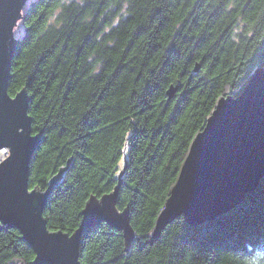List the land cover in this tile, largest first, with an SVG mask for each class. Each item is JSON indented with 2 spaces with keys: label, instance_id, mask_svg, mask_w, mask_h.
Returning a JSON list of instances; mask_svg holds the SVG:
<instances>
[{
  "label": "trees",
  "instance_id": "obj_1",
  "mask_svg": "<svg viewBox=\"0 0 264 264\" xmlns=\"http://www.w3.org/2000/svg\"><path fill=\"white\" fill-rule=\"evenodd\" d=\"M67 2L30 7L9 85L12 96L26 88L42 133L30 188L46 191L69 165L49 196L48 228L74 233L88 199L119 187L136 237L126 245L123 231L97 224L83 234L82 264H264V176L212 224L180 216L152 241L194 138L220 98L264 67V0ZM22 237L0 222V264H33Z\"/></svg>",
  "mask_w": 264,
  "mask_h": 264
},
{
  "label": "water",
  "instance_id": "obj_2",
  "mask_svg": "<svg viewBox=\"0 0 264 264\" xmlns=\"http://www.w3.org/2000/svg\"><path fill=\"white\" fill-rule=\"evenodd\" d=\"M34 2L0 0V148L9 147L8 157L0 163V221L21 232L35 251L33 264H82L80 246L86 228L106 222L123 231L126 245L136 234L128 209L117 208L119 187L90 197L74 233L48 228L44 216L48 198L68 164L51 178L45 192L29 186L30 165L41 133L32 135L26 88L12 96L9 85L15 51L28 31L26 13ZM176 91L170 88V98ZM263 172L264 67H260L239 95L220 98L205 128L194 138L158 215L154 237L179 216L198 225L232 210L256 190Z\"/></svg>",
  "mask_w": 264,
  "mask_h": 264
},
{
  "label": "bare ground",
  "instance_id": "obj_3",
  "mask_svg": "<svg viewBox=\"0 0 264 264\" xmlns=\"http://www.w3.org/2000/svg\"><path fill=\"white\" fill-rule=\"evenodd\" d=\"M36 1H38V0H35V2L34 3H36ZM34 3H32L31 4V6L30 7H32V5L34 4ZM67 3L68 2H66V5L65 6H68L67 5ZM64 6V7H65ZM63 9L64 8H62V7H60V8H58V11L57 12H54L53 13V15H55V16H57V15H59V14H61L62 13V11H63ZM30 12L28 11L27 13H26V16L29 14ZM26 19V18H25ZM54 19V18H53ZM117 23H118V20H116L115 22H114V24L115 25H117ZM25 24H26V22H25ZM113 30V27H110V26H104L103 28H102V31H101V33L102 34H104V33H110L111 31ZM27 38H28V31H27V34L22 38V40L20 41V43H19V45H18V47H17V49H16V51H15V55H16V53H17V51L19 50V49H21V46L24 44V42L27 40ZM15 57V56H14ZM13 75H12V69H11V77H12ZM248 84V83H247ZM247 84L244 86V88L243 89H245V87L247 86ZM231 95H233L232 93H230V94H227V96H231ZM227 96H223V97H227ZM215 110V109H214ZM213 113V112H212ZM30 115V114H29ZM32 135H34V134H32ZM41 140H42V138H41ZM41 142V141H40ZM1 155H3V156H8V151L7 152H2V151H0V156ZM68 170V167H67V169H66V171ZM65 171V172H66ZM58 172H59V170H58ZM57 172V173H58ZM64 172V173H65ZM56 173V174H57ZM63 176H64V174H63ZM62 178H64V177H62ZM30 179V178H29ZM51 180V179H50ZM62 179H60V181H61ZM49 185H50V182H49ZM29 186H30V183H29ZM57 186V185H56ZM55 186V187H56ZM54 190V189H53ZM41 191L42 192H45V191H43L42 189H41ZM109 193H111V192H108V193H105V194H109ZM252 193V192H251ZM98 197V196H97ZM90 199V198H89ZM88 199V200H89ZM245 199V198H244ZM244 199H243V201H244ZM48 200H49V198H48ZM118 200V199H117ZM222 215V214H221ZM183 217H185L184 215H183ZM158 218V217H157ZM186 220V219H185ZM129 221H130V216H129ZM173 221H175V219H173ZM172 221V222H173ZM172 222H170V223H172ZM170 223H168V224H170ZM189 223V222H188ZM4 225V224H3ZM156 225H157V219H156V221H155V227H154V230H153V233H152V241L153 240H156V238H158V237H160L161 236V233H162V231L164 230H162L161 232H160V234H156V236L157 237H154V232H155V229H156ZM5 226V225H4ZM136 234V233H135Z\"/></svg>",
  "mask_w": 264,
  "mask_h": 264
},
{
  "label": "rangeland",
  "instance_id": "obj_4",
  "mask_svg": "<svg viewBox=\"0 0 264 264\" xmlns=\"http://www.w3.org/2000/svg\"><path fill=\"white\" fill-rule=\"evenodd\" d=\"M66 2L67 1H69V0H65ZM22 90V89H21ZM29 97V96H28ZM35 135V134H34ZM41 138H42V133H41ZM9 151V147L8 146H3V147H1L0 148V151ZM8 155H9V153H8ZM8 156H4V158H0V163L4 160V159H6ZM30 169H31V165H30ZM263 176H264V172H263ZM263 176L261 177V179L263 178ZM261 181V180H260ZM51 194V193H50ZM47 207V206H46ZM180 217V216H179ZM218 217V216H217ZM217 217H215V218H212V219H210V220H207V221H205V222H203V223H201V224H198V225H194L193 223H189V224H191L192 226H200V225H203V224H208V225H210V224H212L213 223V221H214V219H216ZM1 222V221H0ZM3 222H1V224H2ZM103 223H105V222H103ZM5 226H7V225H5ZM91 227H94V226H91ZM91 227H89V228H91ZM8 228H10V227H8ZM89 228H86V230H85V232L89 229ZM10 229H14V228H10ZM228 229L230 230V229H232V225H229L228 226ZM212 230V229H211ZM64 232V231H63ZM84 232V233H85ZM83 233V234H84ZM82 237H83V235H82ZM25 241H26V239L24 238V237H22ZM82 241V240H81ZM34 253H35V251H34ZM36 256V255H35Z\"/></svg>",
  "mask_w": 264,
  "mask_h": 264
},
{
  "label": "built area",
  "instance_id": "obj_5",
  "mask_svg": "<svg viewBox=\"0 0 264 264\" xmlns=\"http://www.w3.org/2000/svg\"><path fill=\"white\" fill-rule=\"evenodd\" d=\"M2 152L4 153V152H6V151H3V150H2ZM0 158L2 159V158H4V156H3V155H1V156H0Z\"/></svg>",
  "mask_w": 264,
  "mask_h": 264
}]
</instances>
